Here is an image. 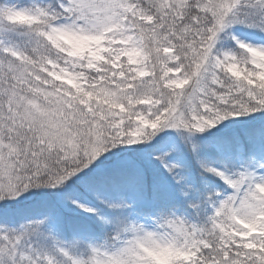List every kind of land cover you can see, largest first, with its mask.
Here are the masks:
<instances>
[{"label": "snow or ice", "instance_id": "snow-or-ice-1", "mask_svg": "<svg viewBox=\"0 0 264 264\" xmlns=\"http://www.w3.org/2000/svg\"><path fill=\"white\" fill-rule=\"evenodd\" d=\"M0 264H264V0H0Z\"/></svg>", "mask_w": 264, "mask_h": 264}]
</instances>
